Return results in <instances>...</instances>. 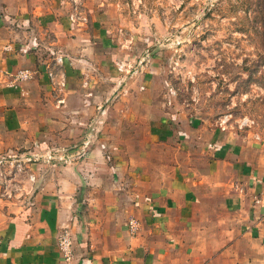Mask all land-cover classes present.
I'll use <instances>...</instances> for the list:
<instances>
[{
  "label": "crops",
  "instance_id": "1",
  "mask_svg": "<svg viewBox=\"0 0 264 264\" xmlns=\"http://www.w3.org/2000/svg\"><path fill=\"white\" fill-rule=\"evenodd\" d=\"M91 4L0 0V159L33 156L0 169V264H264V155L170 107Z\"/></svg>",
  "mask_w": 264,
  "mask_h": 264
},
{
  "label": "rangeland",
  "instance_id": "2",
  "mask_svg": "<svg viewBox=\"0 0 264 264\" xmlns=\"http://www.w3.org/2000/svg\"><path fill=\"white\" fill-rule=\"evenodd\" d=\"M90 3L114 14L104 20L111 34L98 39L111 36L115 54L134 50L129 68L148 71L170 107L210 131L248 138L264 155V0Z\"/></svg>",
  "mask_w": 264,
  "mask_h": 264
},
{
  "label": "built area",
  "instance_id": "3",
  "mask_svg": "<svg viewBox=\"0 0 264 264\" xmlns=\"http://www.w3.org/2000/svg\"><path fill=\"white\" fill-rule=\"evenodd\" d=\"M124 69V64H118V70L119 71H123ZM51 76H53L51 74ZM13 77V81L15 82H20V81H24L25 79L29 78V75L27 72L24 71H20L17 72L15 74L12 75ZM33 160V156L32 155H25V154H21V153H14L9 155L7 158L3 157L0 159V169L1 167H3L5 162H10L11 165H15L17 167V169H22V165L25 162H31ZM4 174L0 173V178H4L3 177ZM130 227L135 231L137 228V224L135 223L134 220H132L130 222ZM59 250L62 253V255L64 256L65 260H70L71 259V255H72V244H71V240L69 235L65 232L62 235H60L59 238Z\"/></svg>",
  "mask_w": 264,
  "mask_h": 264
}]
</instances>
